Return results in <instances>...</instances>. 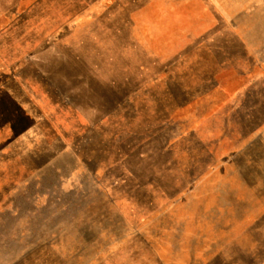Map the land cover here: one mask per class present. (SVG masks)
Returning <instances> with one entry per match:
<instances>
[{
    "label": "rangeland",
    "instance_id": "374dc122",
    "mask_svg": "<svg viewBox=\"0 0 264 264\" xmlns=\"http://www.w3.org/2000/svg\"><path fill=\"white\" fill-rule=\"evenodd\" d=\"M182 3L0 0V264H264L263 16Z\"/></svg>",
    "mask_w": 264,
    "mask_h": 264
},
{
    "label": "crops",
    "instance_id": "0c3cea01",
    "mask_svg": "<svg viewBox=\"0 0 264 264\" xmlns=\"http://www.w3.org/2000/svg\"><path fill=\"white\" fill-rule=\"evenodd\" d=\"M261 1L183 0V31L189 30L188 25L199 23L204 13L210 15L216 22L229 25L228 28L234 33L251 31L252 23L257 21L256 14L260 15L259 18L263 16L264 21V0L263 5ZM243 45L248 46V42H243ZM248 62L253 65L250 66L249 70L240 72L244 79V90H264V59H256L250 56ZM262 140H264V136H261V142L264 143Z\"/></svg>",
    "mask_w": 264,
    "mask_h": 264
}]
</instances>
